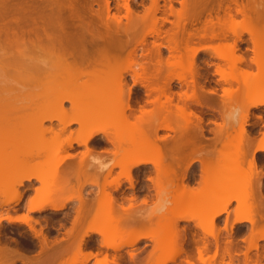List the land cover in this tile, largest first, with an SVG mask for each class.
I'll return each instance as SVG.
<instances>
[{"label": "bare ground", "instance_id": "obj_1", "mask_svg": "<svg viewBox=\"0 0 264 264\" xmlns=\"http://www.w3.org/2000/svg\"><path fill=\"white\" fill-rule=\"evenodd\" d=\"M99 1L103 2L102 10L96 12L94 19H88L89 21L82 20L86 12L78 7L83 13L85 12L84 16L79 13L82 19L74 15L73 17H68L69 19L64 15L65 18H63L62 13L64 10H62V3L56 2V5L52 4L54 7L51 11H48V8L46 11L44 7L47 6L44 5L43 8L47 13H44L42 10L43 15L39 9H41L44 3L39 9H37L38 7L35 8L38 10V14L40 11L41 15L39 16L24 19L26 16L23 18V14L28 11H23L22 19L14 20L12 24H10L11 22L7 23L10 25L5 27H1V24L0 63L4 64L3 66L11 68L14 74L12 78L15 77V79L11 85L2 84L1 86L0 84V129H3L2 131L4 129L11 130L12 127L14 128L13 122H15V126H18L20 130L19 136L14 138L18 146L41 144L43 143V138H45L44 134L53 131V128L50 126L52 124L49 125L50 127H44L43 123L55 119L58 122L57 124L60 125L59 132H63L67 127L72 125L78 126L74 132L78 139L70 137L65 141L61 149L70 148L73 143L84 146L86 149L100 134L103 137L105 136L106 142L118 143L121 134L116 135L112 139L104 131L103 121L106 118L105 116L109 114L108 117L111 120L107 119L108 125L110 122L116 127L115 123H122L125 128L123 135L130 136V142L135 144L134 149L126 155L127 159L124 162L114 164V166H119L123 169L122 177L126 181H129L130 187L133 186L131 180L132 169L151 164L155 168H158L157 170L161 172L163 179L169 177V165L176 163L180 168V172L177 175L179 190L176 196H172L175 208L171 211L172 214L170 216L173 215L174 220L168 221L172 226L167 229V232L163 230V233L162 230H159L163 228L157 229L159 225L156 222L157 227L153 229L133 233L127 240L114 242V239L121 238L122 234V231L119 230L121 227L118 226V221L114 218V220L116 219V223L110 224V227L106 225L105 229L100 228L91 231L101 237V246L110 248L116 252L123 247L133 245L138 239L144 238L151 240L153 246L147 257L138 259V264L140 261L141 264H149L152 255L157 251L164 252V249L170 250L171 254L168 256H163L162 253V255L159 254L155 258V264H167L168 262L178 264L179 262L175 263L177 257H181V259L179 258L180 260L183 259L182 263L179 264H234V256H238L240 250L238 249V252L235 246H239V244H235V240L237 239H232V228L237 224L245 222L250 227L248 234L244 239H241L245 243V251L242 252V260L239 259L241 261H238L237 264H262L263 253L259 255L255 253L250 257L248 252L250 250L257 252L260 247L259 241L264 240L263 232L262 234L258 233L260 229H264V194L261 184V178L264 176V173L258 169V162L255 159V153H264V133H261L262 137L257 141L255 140L256 142L254 141L255 144L252 146L254 139L248 134L246 126L251 109L258 108L264 104V100L255 99L258 92L261 94L260 91H264L263 88L260 89L264 84L262 81L264 76H261V79L258 75L262 67L264 70V0H148L147 6L141 4V11L134 9L136 5L133 4V0H122L121 4L116 2L114 6L115 11L112 13L109 0ZM32 3L34 2L32 1ZM175 4L178 5V8H176ZM120 7L124 10L123 16L118 15ZM45 14L48 15L45 16ZM170 16L174 18L173 21H169L168 18ZM122 17L126 20L125 22H122ZM201 19L203 20L201 21ZM198 22H201V27H194L195 23ZM165 23H169L170 27L162 30ZM235 27L239 28L238 33H235ZM243 34L248 36L247 42L251 44L249 49L251 52L250 57L246 56V53L236 54L239 50V44L246 43V40L242 39ZM147 36L154 37L155 39L149 45L145 42ZM157 40L160 41L157 42ZM194 43H203V45L193 46ZM161 48L168 51V59H162ZM181 51L184 53H181ZM199 52H204L209 57L218 61H224L230 67L235 68L239 65H244L245 69L240 73L242 89L251 98L247 103L243 101V104L241 103L239 106L241 114H239L240 129L234 137L227 135L221 141V149L217 154L213 153V149L207 151L204 149V152L203 149L194 144L195 140H198L202 136V127L200 125L202 118L191 111L185 103V101H190L194 104H200L196 88L203 90V86H198L197 84L198 68L195 65ZM169 59L173 61L171 62ZM123 63L125 66L121 67L120 65ZM252 65L258 71L256 72L257 74L247 70ZM163 66L179 68L183 70L184 75L162 74ZM214 72L227 85L234 80L229 72L224 71L218 66V63ZM8 73L11 75L10 71ZM251 73L254 77L251 78L250 83H247L246 77L248 75L252 76ZM256 76L260 77V83H263L261 86H258L257 82L254 81L257 78ZM128 78L131 81V85L128 84ZM260 79L258 78V81ZM92 80H96V86L99 88L94 99V104L87 111L85 110V113L71 116L70 110L78 104V98L86 94V86ZM173 80L184 82L190 86L189 94L186 92L178 94L177 100L181 102V105L177 107V111L183 113L184 123L181 128L189 130L191 133L189 137L191 138H183L182 136V138L180 137L181 141L178 138V140L173 141L174 145L171 144L172 146H169V144V147L163 150L158 141L164 137L160 136L161 138H158V130L174 129L166 121L159 124L156 121L157 115L166 108V105L171 104L172 98L167 96L166 92ZM10 81L9 83H11ZM136 87L144 89L146 101L141 100L139 89L136 91ZM233 92L231 88H223L221 99L211 100L215 106L210 107L209 110L217 111L221 114L223 112V99H230ZM207 93L213 95L214 90L210 89ZM161 97H163V101H161ZM65 103L70 105L69 109L71 108L69 111L67 110L68 114L65 112L66 109L64 110L63 108ZM146 105H150L151 109H147ZM51 107H55L57 111L60 110L62 113L58 114V116L48 113V109ZM69 115L70 117H68ZM255 117L261 119L260 116ZM214 125L216 126L214 134L217 137L222 136L225 130L224 125ZM1 132L0 134L2 135ZM148 149H150L149 156L147 155ZM38 154L39 151L34 153L29 152L27 157L33 158L34 156H38ZM174 154H177V160L174 158ZM71 157L70 155H64L60 160H56L50 168L46 169L47 171L44 169L43 163L20 165V170H17L16 167L13 168L14 163L11 160V156L4 150H0V164L2 165L0 168V180L1 182L6 181L4 179L15 173L18 175L16 183L19 186H22L24 181L30 182L31 180L41 184L39 188L35 189L34 196H31L28 202H26L28 203V211L31 213H41L46 210L56 213L61 211L72 198L78 199L80 208L76 209V216L72 223L74 224L72 231H75L84 216L86 217L88 214V210L85 213V209H82L83 205L85 206L86 204L79 197V194L77 196L74 195L76 197L72 195L71 198V195H69L63 198L62 195L65 188L62 185H64V181H62V178L59 179L56 176L58 175L57 169L62 164V161ZM194 162L200 164L199 176L201 180L196 182L195 185L190 186L184 180L188 167ZM241 164L244 167L242 169L243 173H246L240 172L237 174L235 171L243 168L242 166L240 167ZM108 174L109 169L104 174V177H107ZM234 176H236L240 185L239 195L236 198L237 209L240 212L246 210L248 214L246 213V216L245 214H236L232 222L228 224L227 207L230 199L222 200L223 202H221L218 208H216L215 204L206 203L209 205V208L213 205L215 207L209 209L212 210L207 216L209 228L200 229L214 240V244L207 241L210 243L211 248L209 249V244L205 241L206 239L199 236L197 238L190 232V241H188L193 245L191 247H194L195 250V254L191 252L193 256L195 255V257H192L188 252L189 250L187 251L184 248V243L187 239L185 229L181 228V230H177L176 225L178 221L198 220V215L197 213H192V210L188 215L184 216L180 212L181 209L186 206H196L198 204L197 200H201L206 195L203 191L204 188L207 189L209 187L208 189L212 192L216 187L215 190L218 192L223 187H226V184L231 186L236 185L230 181ZM156 178V182L158 183L152 184L159 186L161 177ZM151 182H154V180ZM119 185L120 180L118 176L112 189L116 190ZM68 187L66 186V189ZM213 192L212 197L209 196L210 198H215L216 195ZM109 193H104L103 199L99 198L97 200L96 203L99 209L95 208V210L97 209L98 212H102L100 211L102 207L103 209H108V211L112 209L114 201L110 198ZM198 193L201 196L199 198L196 197ZM15 194L10 195V198L0 201V206L17 204L21 197ZM142 200L143 204L146 203L144 199ZM203 202L201 200L200 204L204 206ZM131 207L132 205H129L128 208L130 209ZM120 208L124 210L123 207L120 206ZM168 210V208L159 207V215L166 219L165 213ZM178 211L181 214H179L180 216L178 215ZM153 212L149 213V217H154ZM107 213L106 216L108 217L111 213L110 211ZM222 214L226 215L223 227L225 237L220 245L218 241L220 230L214 232L213 225ZM122 217L126 219L125 221L123 219L124 223L127 222L128 219L123 215ZM0 220L7 221L8 223L22 222L26 224L29 228L28 230L34 235L37 234L29 223L32 219L26 215L11 218L6 213L4 216H0ZM89 233L90 231H84L79 236L75 244L77 250L89 249V244L84 240ZM164 234L169 235V242L165 247L163 245ZM188 241L185 244H188ZM48 242L47 238L42 236V252L46 251L48 253V251L53 250L52 246L49 245L50 242ZM53 243L57 244V242ZM56 244L53 245L56 246ZM60 244L62 243H59L58 246H61ZM62 247L64 246L62 245ZM58 249V253H62L61 248ZM210 250H212L211 254H209ZM9 251L6 247L0 245V264H14L15 260L19 257V254H17L18 257L14 256L17 252ZM98 252L89 251L88 257L84 259L85 261L82 264H86L89 257H96ZM129 256L133 260V264H136L137 260L136 258L133 259V254ZM217 256L219 260L216 262ZM13 257H16V259ZM225 257L228 258L227 263L224 262ZM19 259L23 261V264L41 263L38 261H25L21 257ZM94 264L120 263L114 257L108 258L104 255L102 258L96 260Z\"/></svg>", "mask_w": 264, "mask_h": 264}, {"label": "rangeland", "instance_id": "obj_2", "mask_svg": "<svg viewBox=\"0 0 264 264\" xmlns=\"http://www.w3.org/2000/svg\"><path fill=\"white\" fill-rule=\"evenodd\" d=\"M32 1L34 3H32ZM39 1L37 0V2H36V0H0V26L2 24L1 27H5L7 25L12 24L14 22V20L20 19L22 17V14L24 13L23 11H25V12L28 11L27 13L23 14V18H24V16H26L24 19H29V18L39 16V15H41L42 10L45 13L47 11V8H48V11H51L52 8L54 7L53 5H56V2H58L59 4L62 3L61 4L62 10H64V12L63 11L62 12L64 14L62 12L61 13H62L63 18H65V17L68 18L70 16L73 17V15L80 18V14L81 15L83 14L82 16H84V13L86 12L85 13L86 17L84 16L83 17L84 19H82V16H81V18H80L83 21L84 20L87 21L88 19H90V20L94 19V14L96 12L102 10V7H103V2L99 1V0L98 1L97 0H72V1L71 0L70 1L69 0L68 1L67 0H59V1L58 0H41L40 2ZM75 1H76V3H75ZM116 2L121 4L122 0H109V5L111 7V13L115 11L114 6H115ZM133 2H134L133 4L136 5V7L134 6L135 7L134 9H136L137 11L142 10L141 4H143L144 6L148 5V0H133ZM39 3H41V4L38 5ZM48 4H49L50 8H49ZM160 4H162V2H160ZM44 5L47 7H44ZM74 5H77V6H74ZM40 6H41V9H39ZM175 6H176V8H178L177 4H175ZM43 7L46 9V11ZM77 7L81 8L82 11H85V12L83 13L81 11V9H78ZM35 8L41 10V13L39 11V14H38V10ZM77 10L81 11V12H78ZM13 11H15V12H13ZM10 13H12L14 16ZM44 13H42V15ZM48 13H50V12H48ZM16 14H18V15H16ZM46 15H48V14H45V16ZM64 15H65V17H64ZM118 15L119 16L124 15L123 8L120 7V11H119ZM168 19H169V21L174 20V18L171 16ZM202 20L203 19H201V21ZM125 21L126 20L122 17V22H125ZM4 23H6V25L3 26ZM7 23H10V24H7ZM168 27H170V24L165 23V25L162 27V30H165ZM194 27H198V28L201 27V22L195 23ZM234 31H235V33L236 32L238 33L239 28L235 27ZM242 39L246 40V43L239 44V48H238L239 50L236 52V54L246 53V56L250 57L251 52L249 51V49L251 47V44L247 42L248 36L246 34H243ZM154 40H155L154 37L147 36L145 39V42L147 45H149V43L153 42ZM158 41H160V40H157V42ZM197 45H203V43H200V44L194 43L193 44V46H197ZM181 53H184V52L181 51ZM161 57L163 60H166L169 58L168 51L164 48H161ZM169 61L172 62L173 60L169 59ZM182 62H184V61H182ZM204 62H206V63L210 62L212 64L205 65ZM217 63H218L219 67H221L224 71L229 72L230 75L234 78V80L231 81L229 85L223 83L219 79L218 75L215 74L214 70L216 68ZM3 65L4 64L0 63V70H1L0 71V84H1V86H2V84H6V85L10 84L11 85L12 83H14L13 81H14L15 77L12 78L14 76V74L11 71L10 67L7 66L8 68H10V69H8L6 66H3ZM123 65L125 66L124 63L120 66L122 67ZM195 65L197 66V68H199L198 74L199 73L201 74V78H197V82L203 86L204 90H208V89L214 90V94L213 95H207L206 93H204L200 89L196 88V94L198 95V99L200 101V104L198 105V104H194L190 101H185V103L189 106V109L191 111L195 112L197 115H200L202 118L201 123H200V125L202 127V136L200 138H198V140H195L194 144L203 150L205 149L206 151L213 149V153L217 154L221 149V141H223L227 135H230V137L231 136L234 137L236 135V133L238 132V130L240 129L239 128L240 115H241L240 114V108H239L240 104L241 103L243 104V101L245 103H247L251 99L250 96L247 93H245L242 89V79H241L240 73L243 69H245V67H244V65H239L238 67H235V68L230 67V65L226 64V62L218 61L217 59L209 57V55H207L204 52L198 53L196 60H195ZM2 69H3V71H2ZM5 69H7V70H5ZM162 70H163L162 74H177V75L183 74V70H181L179 68H174V67L172 68V67L163 66ZM247 70L251 71L252 73L258 72V71H256V68L253 65ZM9 71H10L11 75L8 73ZM5 73H7V74H5ZM252 73H251V75H252ZM263 74H264V70L262 67V70H260V72H258V75L260 77L261 76L263 77L264 76ZM259 76L258 77L256 76L257 78L254 79V81L257 82L258 86L259 85L261 86L263 84V83L262 84L260 83L262 77L260 79ZM253 77H254L253 75L252 76L248 75L246 77L247 83L248 82L250 83V80ZM258 78L260 79L259 81H258ZM10 79H11V81H10ZM204 79L214 80V82L206 83V82H204ZM263 79H264V77H263ZM263 79H262V81L264 82ZM9 81L11 83H9ZM252 81H251V83H252ZM96 83H97L96 80H92L87 84L86 94H84L83 96H80L81 98L80 97L78 98L79 102L77 105H75V107L72 108V110H70L71 108L69 109L70 105L68 103L64 104L63 108H64V110L66 109V111H65L66 114L69 113V112L67 113V110L68 111L70 110L71 116L80 115L82 113H85V110L87 111L89 109V107H92V105L94 104L95 96L97 95L98 90H99V88H97V86H96ZM128 84L131 85V81H129V78H128ZM263 85L260 87V89L263 88V90H264ZM174 86H178V88L176 89ZM223 88H231L234 92L231 95L230 99H228V100L225 98L223 99V102H222V104H223L222 105L223 106L222 111L223 112L220 114V112L209 110V108L212 106H215L213 104L214 102H211V100L221 99ZM138 89L139 88L136 87V91ZM139 90L141 92L143 89H139ZM174 90H176L178 92V94H182L183 92H186L187 94H189L190 93V86L188 84H185L184 82H176L173 80V82L170 83V87H169L168 91L166 92L167 96H169L170 91L172 92ZM27 93H28V91H27ZM260 93L261 94H259V92H258L256 94V96H255L256 100L257 99L258 100H260V99L264 100V91H260ZM23 96H25V95H23ZM27 96H28V94H27ZM207 97L209 99H206ZM161 101H163V97H161ZM81 102H83V103H81ZM175 104H176V107H175ZM180 105H181V102H179L177 100L176 96H173L171 99V104L166 105V108L163 109V111L157 115L158 116L157 121H156L157 124L162 123L163 121H166L174 129V130H172V129L171 130H168V129H166V130L165 129H159L158 130V132H157L158 138L160 136L164 137V138H162V140L158 141L159 145H161L163 150H166L169 146L174 145L173 141L178 140V138L180 140V137L182 138V136H183V138L184 137L185 138H191V137H189V136H191L190 131L189 130H183L181 128L183 126V123H184V121H183L184 116H182L183 113H179L177 111V107ZM86 107H88V108L86 109ZM146 108L151 109V106L148 105ZM48 113H50V114L52 113V115L58 116V114H61L62 111L61 112H60V110L57 111L55 107H51L48 109ZM205 113H207V114L205 115ZM108 115L105 116L106 118L103 121L105 134H108V136H110V138H112V139L116 135L121 134L119 139H118V143H109V142L106 144L98 143L99 140H102L105 138V136L103 137L102 134H100L95 138V140H93L87 146L88 148L86 147V149L84 146H81V145L79 146L75 143H73L70 148L61 149V147L64 146L65 141L67 139H69L70 137L74 138V139H76V138L78 139V137L76 136V133H74L76 128H78V126L72 125L70 127H67L63 132H59L58 129L60 128L59 127L60 125L57 124L58 122L55 119L51 120L50 122L45 121L43 123L44 127H50L51 126L53 128V131L49 132V133L47 132L48 134L47 133L44 134L45 138H43V143H41V144L37 143V144H33V145L18 146L17 143L14 141V138L19 136L20 130H19L18 126H15V122H13L14 128L12 127L11 130L10 129H4V131H2L3 129L2 130L0 129V132L2 131L1 132L2 135L0 134V150H4L8 155L11 156V160L14 163L13 168L16 167L17 170H20V165H22V166L27 165V164L32 165L34 163H43V165H44L43 167H45L44 169L46 170V169L50 168L51 165H53V163L56 162V160L57 161H58V159L60 160V158L63 157L64 155L72 156L69 159H64L65 161L63 160L64 162L62 161V164L57 169L58 175H56V176L59 177V179L62 178V181H64V185H65V186L62 185L65 188L63 190L62 197L65 198V197L71 195V198H72V195H73V197H76L77 194H79V197L86 204L85 206L83 205L82 209H85L84 212L88 210L87 211L88 214L87 215L84 214V215H86V217L84 216L83 220H81V223H80L81 226H79L80 224L78 225L80 227V229L78 230V227H77L75 231H72L73 230L72 226L74 225L72 223H73L74 217L76 216L75 211H76V209L80 208V202L78 199L72 198V200H70L66 203V205L64 206V208L61 211L56 212V213L50 212L49 210L43 211L41 213H31L28 211V206H27L28 203H26V202H28V200L31 198V196H34L35 189L39 188L41 186V184L37 183V181L31 180L30 182L24 181L22 186H19L16 183L18 180V175H16L15 173H12L10 177H7L6 179H4L6 181L1 182V180H0V182H1L0 183V201L4 200L6 198H10V195H13L15 193H16L15 195H19L21 197L19 199V201L17 202V204H14L11 206H0V216H4L6 213L11 218L26 215L28 218L32 219V221L29 223L33 226L34 230L37 232V234L34 235L30 230H28L29 228L26 226V224H24L22 222L8 223L7 221H4V220L1 221L0 220V245L4 246L8 250H10L9 252H11V250L14 253L17 252L15 255H14V253H12V255L18 257L17 254H19V257L23 258V260H25V261L26 260L31 261V262L38 261V262H41L44 264H82L85 261L84 259H86L88 257L87 255H88L89 251H96V252L99 251L98 254L96 255V260H98V259L102 258L104 255H106L108 258L114 257L116 260L119 261L120 264H133V260L129 258V255L133 254V259L136 258V260H137L136 264H138V262H139L138 259H140V258L142 259V258L147 257L148 253L151 251L152 246H153V242L151 240H148V239L145 240L144 239V241L142 243H138L135 247L130 249V251H128V252H123V251L115 252V251L111 250L110 248H106L104 246H101L100 245L101 244L100 243L101 237L97 233H94L91 231H95V230L100 229V228L103 229L106 225L108 227L110 224L116 223L115 222L116 219L118 221V226L123 227L126 223V222L124 223V221L126 219H124L122 217V215L128 219L127 222L130 220H133L134 217L135 218L141 217L142 220H144V224L142 225V229H145L146 231L157 227L156 222H157V225H159L157 227V229L163 228V229H159V230H162V231L165 230V232H167V229L172 226V225H170V223H168V221L174 220L173 215L172 216H170V215L172 214L171 211H173L175 208V206H173L174 202H173L172 196H176L178 193V190H179L178 189L179 182L177 181V175L180 172L179 166L176 163L170 164L169 168H168L169 169V177L163 178V179H162L161 172L157 170L158 168H155V166H152L151 164H146V165H142V166H139L137 168H134V169H132V172H131V177H132L131 180H132L133 186L130 187V185L128 183L129 181H126L125 178L122 177L123 176V174H122L123 169L119 166H114V164L124 162L127 159L126 155L134 149L135 144L130 142V138H129L130 136H124L123 135V131L125 128H124V125L122 123H120V122L115 123L116 127H114L112 125V123H110V122L108 125L107 119L111 120V118H109ZM255 116H260L261 119H257ZM68 117H70V115ZM192 121L195 122L194 119H192ZM50 124H52V125H50ZM214 124L224 125L223 127H225V130L223 133L221 132L222 136L217 137L214 134V130L216 128V126ZM54 126L57 128H55ZM208 128H212L210 130V133L206 132V130ZM246 129H247L248 134L251 136V138L254 139L252 141V146H253L255 144L254 141L255 140L257 141L258 139H260L262 137L261 133L262 134L264 133V104L258 108L251 109V114L249 116ZM206 137H211V139L206 140L205 139ZM216 139H217V141H216ZM192 140L194 141V139H192ZM212 145H213V147H211ZM102 150H103V152H102ZM205 150H204V152H205ZM37 151H39L38 156H34L33 158L27 157V154L29 152L34 153ZM148 151L149 152H147V155L149 156L150 155V149H148ZM174 156H175L174 158L176 159L177 154H174ZM255 159H257L256 161L258 162V165H257L258 169H260L264 173V153H258V152L255 153ZM70 160H72V162L66 163V161H70ZM76 165H78V166H76ZM71 166H73L74 168ZM241 166H242V164L240 165V167ZM1 167H2V165L0 164V168ZM63 167H64V169H63ZM199 168H200V164L198 162H194V163L190 164V166L188 167V169L186 171V178L184 180L185 183L187 182L188 184H190V186H193V185H195L196 182L201 180L200 176H199ZM108 169H109V174L107 177H104V174L106 173V171ZM242 169H244V167L237 169L235 172L237 174H239L240 172L243 173ZM244 173H246V172H244ZM118 176H119V180H120V185L115 190L112 188L114 187L115 181L118 178ZM236 176H234L233 178L230 179L231 183H234L236 185L231 186V185H227L226 183H224V184H226V187H223L220 191L217 192V190H215L216 187H215V189H213V191H215V192H213L211 190L213 192V194L215 193V195H216L215 198L214 197L210 198V197H212L211 196L212 192H210V190L208 189L209 187L207 189L204 188L203 191L206 195L201 198L202 202L204 201L203 202L204 206H203V204L202 205L200 204L201 200H197L198 204L194 207L186 206L183 209H181V211L178 209L181 212V214H184V216L188 215V213L192 210H193L192 213H197V215H198L197 216L198 220H196V219L191 220L190 219L187 221H178V223L176 225L177 230H181V228L185 229V232L187 234L186 241H188V240L190 241V235L189 234H191L190 232H192L195 235V237L198 238V236H199L200 238L206 239L205 240L206 242L209 241L210 243L214 244V240L210 236L204 234L203 231L200 229V228H205V229L209 228L210 225H209V222L207 220V216L212 212V210H209V209L210 208L213 209V207H215L213 205V206H210V208H209L208 207L209 205H207L206 203L215 204L216 208H218V206L221 204V202H223L222 200L230 199V203L227 207V210H228L227 223L228 224L232 222V220L235 217L234 215H236V214L244 215L245 214V216H246L248 214V212L246 210L240 212V210L237 209L238 205L236 203V200H237L236 198L239 195L240 185H239L238 180L236 179ZM156 177H161V181L159 180L160 181L159 186L153 185L155 183H158V182H156L157 181ZM152 178H153L154 182H151V181H153ZM237 178H240V177H237ZM66 179H68V180H66ZM209 180L213 181L211 179H209ZM218 181H220V180H218ZM207 183H211V182H207ZM124 184L126 185L125 187H127L126 189L123 187ZM261 184L263 187V194H264V176L261 178ZM68 185H69V187H68ZM205 185H207V184L205 183ZM237 185L239 186V188ZM66 186L68 187L67 189H66ZM209 186H210V184H209ZM161 187H163V188H161ZM140 189L144 190V196L142 197V199H144L146 201V203H144V204H143L142 199L140 201H138V195L141 194ZM160 190H162V191H160ZM104 193H109L110 198L114 201L112 209L111 210L109 209L111 214H109L108 217L106 216L108 214L107 212H109L108 209H103V207H102V208H100V211H102V212H98L97 209L95 210V208H98L97 203H96L97 200L99 198L103 199ZM74 195H76V196H74ZM217 196H218V198H216ZM62 197H61V201H62ZM196 197L199 198L201 196L198 193L196 195ZM129 205H132V207L130 209L128 208ZM160 205L164 209L165 208L169 209L165 213L166 219H164L162 216L159 215L158 208L161 207ZM120 206L123 207L124 210H122L120 208ZM151 210H153L154 212ZM114 211H115V213H114ZM95 212H97V213H95ZM151 212H153L154 217H149V213H151ZM180 212L178 213V215L180 214ZM120 213H122V214H120ZM114 215H115V217H114ZM225 216H226L225 214L220 215L216 219V221L213 225L214 232H217L218 230H220L219 237H218V241H219L220 245H221V243L225 237V231L223 230V227L225 224ZM114 218H116V219L114 220ZM123 219H124V221H123ZM157 220H159V221H157ZM198 223H199V225H198ZM249 227L250 226L248 223L243 222V223L235 225L232 228V233H231V236H233L232 239L238 240V241L235 240V244H239V246L238 245H235V246L237 247L236 248L237 251H238V249L240 250V254L238 256L237 255L234 256V259H233L234 264H237L239 259L242 258V252L245 251V243L241 239L242 238L244 239L245 236L248 234ZM70 231H72L73 233ZM84 231H86V232L90 231L89 235L87 237H85V239H84L87 242V244H89V249L77 250L75 247V244L77 243L79 236H81ZM262 232L264 234L263 228L258 231V233H261V234H262ZM163 233H164V231H163ZM42 236H45L47 238V241L50 242V243L49 242L48 243L50 246H52V248H53L52 251H48V253L46 251L42 252V249H41ZM6 237L13 238L14 240L10 241L9 239H6ZM186 241H185V243H186ZM53 242H57V244L53 243ZM168 242H169V235L166 234L165 238H163L164 247H165V245L167 246ZM59 243H62V244H60L61 246H58ZM185 243H184V245H185L184 248H186L187 251L189 250L188 252L190 254H191V252H192V254H195L194 253L195 252L194 247L193 248L191 247L193 245H191L190 242H189L190 245H189V243L188 244H185ZM210 243H208L209 249L211 248ZM2 244H4V245H2ZM53 244H56V246ZM145 244H150V246H147ZM62 245L66 248L64 249V247H62ZM259 246L260 247L262 246V248L259 247L257 252L255 250H250L248 252L249 253L248 255L250 257H252L255 253H257L258 255L263 253V258L261 260V263L264 264V250H263L264 240L259 241ZM212 247H213V245H212ZM58 248H61L60 250L62 253H58L59 252ZM213 248H212V250H213ZM164 250H165L164 252H159V251H157L156 253L154 252L155 254L152 255L149 264H155L154 263L155 258L157 256H159V254H161V253L163 254V256H168L171 254L170 250H168V249H164ZM212 250H210L209 254L212 253ZM189 253H188V255H189ZM85 254H86V257H85ZM236 256H237V258H236ZM16 257H13V258L16 259ZM19 257L15 260L14 264H23V261L21 259H19ZM192 257H195V255L194 256L192 255ZM92 258L93 257H89L86 264H89V262L91 261ZM179 258L181 259V257H177L175 259V263H178V262L182 263L183 259L180 260ZM215 260L217 262L219 260V257L217 256ZM224 262L225 263L228 262L227 257L224 258ZM139 264H141V261ZM167 264H172V262H168Z\"/></svg>", "mask_w": 264, "mask_h": 264}, {"label": "crops", "instance_id": "obj_3", "mask_svg": "<svg viewBox=\"0 0 264 264\" xmlns=\"http://www.w3.org/2000/svg\"><path fill=\"white\" fill-rule=\"evenodd\" d=\"M70 162H72V160H70V161H66V163H70ZM126 185L124 184V186L123 187H125ZM142 198L141 197H139L138 198V201H140ZM129 222V223H128ZM128 222H126L125 223V225L123 226V227H121L119 230H121L122 231V234H121V238H115L114 240V242H116V241H123V240H127L129 237H131V235L133 234V233H138V232H141V231H146L145 229H142V225L144 224V220H142V218L141 217H138V218H135L134 217V219L133 220H130V221H128ZM80 226H81V224H80ZM78 229H80V227L78 226ZM125 230H126V232H125ZM131 230V232H129ZM120 237V236H119ZM117 239V240H116ZM119 239V240H118ZM146 240V239H145ZM144 241V238H140V239H138V241H136L133 245H131V246H126V247H123V248H121L120 250H118V251H123V252H128V251H130V249H132L133 247H135L138 243H142ZM145 245H147V246H150V244H145ZM118 251H116V252H118ZM129 258H130V256H129ZM131 259V258H130ZM95 260H96V257H93L92 259H91V261L89 262V264H94L95 263Z\"/></svg>", "mask_w": 264, "mask_h": 264}, {"label": "flooded vegetation", "instance_id": "obj_4", "mask_svg": "<svg viewBox=\"0 0 264 264\" xmlns=\"http://www.w3.org/2000/svg\"><path fill=\"white\" fill-rule=\"evenodd\" d=\"M204 64L205 65H209L210 64V62L209 63H206V62H204ZM199 69V68H198ZM197 78H201V74L199 73L198 74V77ZM197 81V80H196ZM204 82H206V83H210V82H214V80H206V79H204ZM197 84H198V86H202V85H200L198 82H197ZM176 89L178 88V86H174ZM199 89V88H198ZM208 90H210V89H208ZM208 90H201V91H203L204 93H206L207 95H210V94H208L207 93V91ZM139 94H140V98H141V100L142 101H146V98H145V91H144V89L140 92V90H139ZM169 96L172 98L173 96H176L177 97V99H178V92L176 91V90H174V91H170L169 92ZM204 97V96H203ZM206 99H209L208 97L206 98ZM207 113H205V115H206ZM200 116V115H199ZM201 117V116H200ZM212 128H208L207 130H206V132L207 133H210V130H211ZM206 140H209V139H211V137H206L205 138ZM98 143H102V144H106V143H108V142H106V140L105 139H102V140H99L98 141ZM125 189L127 188V187H124ZM140 195H138V198L139 197H143L144 196V190L143 189H140ZM55 230V229H54ZM6 239H9L10 241H13L14 239L13 238H10V237H6Z\"/></svg>", "mask_w": 264, "mask_h": 264}]
</instances>
